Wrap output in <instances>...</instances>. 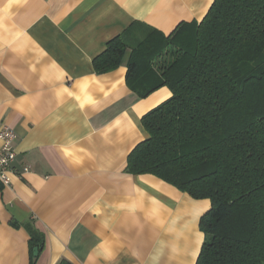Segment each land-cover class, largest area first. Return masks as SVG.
Masks as SVG:
<instances>
[{
    "label": "crops",
    "instance_id": "crops-1",
    "mask_svg": "<svg viewBox=\"0 0 264 264\" xmlns=\"http://www.w3.org/2000/svg\"><path fill=\"white\" fill-rule=\"evenodd\" d=\"M213 2L0 0V121L18 136L0 183V264H196L211 201L126 171L149 137L142 118L172 96L141 97L144 73L129 83L127 71L138 39L199 24ZM119 36L123 62L97 73Z\"/></svg>",
    "mask_w": 264,
    "mask_h": 264
},
{
    "label": "trees",
    "instance_id": "trees-1",
    "mask_svg": "<svg viewBox=\"0 0 264 264\" xmlns=\"http://www.w3.org/2000/svg\"><path fill=\"white\" fill-rule=\"evenodd\" d=\"M129 47L110 41L95 71L118 68ZM143 73L141 97L161 87L172 96L142 118L149 137L126 171L211 201L196 264H264V0H214L199 24L138 39L127 82ZM42 245L32 231V249Z\"/></svg>",
    "mask_w": 264,
    "mask_h": 264
},
{
    "label": "built area",
    "instance_id": "built-area-1",
    "mask_svg": "<svg viewBox=\"0 0 264 264\" xmlns=\"http://www.w3.org/2000/svg\"><path fill=\"white\" fill-rule=\"evenodd\" d=\"M18 136L8 125L0 121V183L10 186L11 175L14 172L12 164L16 159L15 144ZM27 171V169H26Z\"/></svg>",
    "mask_w": 264,
    "mask_h": 264
},
{
    "label": "water",
    "instance_id": "water-1",
    "mask_svg": "<svg viewBox=\"0 0 264 264\" xmlns=\"http://www.w3.org/2000/svg\"><path fill=\"white\" fill-rule=\"evenodd\" d=\"M34 256H38V248L34 249Z\"/></svg>",
    "mask_w": 264,
    "mask_h": 264
}]
</instances>
